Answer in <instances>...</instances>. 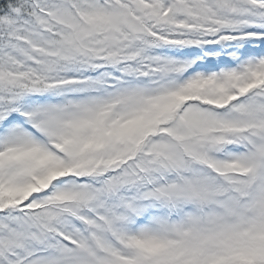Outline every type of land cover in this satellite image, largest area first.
I'll return each instance as SVG.
<instances>
[{"label":"snow or ice","instance_id":"1","mask_svg":"<svg viewBox=\"0 0 264 264\" xmlns=\"http://www.w3.org/2000/svg\"><path fill=\"white\" fill-rule=\"evenodd\" d=\"M0 264H264V0H0Z\"/></svg>","mask_w":264,"mask_h":264}]
</instances>
